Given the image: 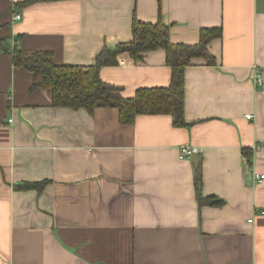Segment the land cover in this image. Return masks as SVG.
I'll list each match as a JSON object with an SVG mask.
<instances>
[{"label": "crops", "instance_id": "obj_1", "mask_svg": "<svg viewBox=\"0 0 264 264\" xmlns=\"http://www.w3.org/2000/svg\"><path fill=\"white\" fill-rule=\"evenodd\" d=\"M134 15L169 25L173 43L221 29L208 44L215 64L185 68L187 126L53 106L0 51V264H264V179L250 177L264 174V0H0L9 45L57 64H93L131 39ZM99 75L132 97L167 87L171 67L155 49L138 61L122 53ZM183 146L198 151L180 159ZM198 170L201 195L222 205L199 204ZM26 182L46 183L16 187Z\"/></svg>", "mask_w": 264, "mask_h": 264}, {"label": "trees", "instance_id": "obj_2", "mask_svg": "<svg viewBox=\"0 0 264 264\" xmlns=\"http://www.w3.org/2000/svg\"><path fill=\"white\" fill-rule=\"evenodd\" d=\"M221 35L219 27L202 28L196 44L173 43L169 38V25L162 21L143 22L136 15L132 19V37L114 48L103 47L91 65L57 64L51 52L26 51L10 46L9 23L0 22V51L11 56L12 63L26 69L31 75L29 91L49 88L52 105L72 109L85 108L92 113L96 108H116L121 124H132L139 114H169L175 126H187L184 117L185 68L201 58L209 65L215 58L208 49L209 42ZM163 49L166 64L171 67V80L167 87L138 88L132 97H123L120 88L104 82L99 70L118 63V56L127 53L134 61L141 60L151 50ZM250 156L248 149H243ZM46 182L21 183L17 188L41 189ZM200 171L195 173V190L199 204L220 206L224 200L216 196L201 195Z\"/></svg>", "mask_w": 264, "mask_h": 264}, {"label": "built area", "instance_id": "obj_3", "mask_svg": "<svg viewBox=\"0 0 264 264\" xmlns=\"http://www.w3.org/2000/svg\"><path fill=\"white\" fill-rule=\"evenodd\" d=\"M19 18H20V15L18 13H16L13 16V19H19ZM253 70H254V82L256 84H261L262 83V75L260 73V68L257 65H254ZM245 117L247 119H250L252 117V115L246 114ZM9 121L11 122V119H9ZM197 151L198 150L195 147L183 146L179 149V158L180 159L189 158L192 154L196 153ZM250 177L254 181H261L262 179H264V174L252 172ZM249 221H251V219H249Z\"/></svg>", "mask_w": 264, "mask_h": 264}]
</instances>
